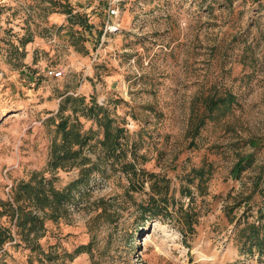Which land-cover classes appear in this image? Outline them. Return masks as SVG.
Returning <instances> with one entry per match:
<instances>
[{"label": "rangeland", "instance_id": "rangeland-1", "mask_svg": "<svg viewBox=\"0 0 264 264\" xmlns=\"http://www.w3.org/2000/svg\"><path fill=\"white\" fill-rule=\"evenodd\" d=\"M108 2L0 0V264H264V245L249 251L240 233L254 224L264 234V0H122L119 28L102 37ZM225 95L233 100L209 105ZM93 105L122 129L117 160L97 143ZM59 117L91 135L84 165L47 166ZM121 163L140 188L128 189ZM81 178L41 210L17 189L42 180L45 193L60 191ZM17 194L34 232L7 215ZM148 197H164L167 213L142 216Z\"/></svg>", "mask_w": 264, "mask_h": 264}, {"label": "trees", "instance_id": "trees-1", "mask_svg": "<svg viewBox=\"0 0 264 264\" xmlns=\"http://www.w3.org/2000/svg\"><path fill=\"white\" fill-rule=\"evenodd\" d=\"M228 100L232 101L233 97L230 95H225L223 98L218 99L217 102H214V100H210L209 105H218L219 103H223ZM66 101L71 102V104L82 102L81 98L71 97H65L63 103H65ZM63 109L64 105L62 104L59 106V111H62ZM85 111L88 113V115L95 119L97 126L100 127L102 130L101 140H99L97 143L102 149L104 157L114 158V160H117L120 156H122V151L120 149L119 143V139L122 138V129L118 128L117 126H113L112 120L108 117V115L100 108L95 107V105L85 108ZM73 112L74 111H72V113ZM98 112H102L101 116L99 117L97 116ZM79 126L80 125L75 121V119H73V121L68 122V117H59L58 121L54 124V135L48 146L47 166L49 168L56 169L67 162L72 163L76 166H81L84 165L86 161H88L83 156L80 157V154L82 152L83 147L86 146L87 141L91 139V135L89 134V132L81 133L79 131ZM194 129L195 131L198 130L199 125L195 126ZM116 151H118V154H115ZM253 156L254 155L252 153L238 154L237 161L231 167L230 176L234 179H237L240 173L253 163ZM121 167L125 168L123 172L126 175L131 174L132 176V180H129L128 182V189H131V191L135 190V185H138V187L140 188L142 181L138 183V181L134 180L136 174L133 170L132 165L128 163H121ZM202 170V168L191 170L192 176L197 179L196 187H198L201 183L200 181L203 176ZM146 176L149 180L155 178V176L152 174ZM41 181H39L38 183L36 182V184H31L30 182H20L17 185V189L19 191L18 193L25 195L28 199H31L34 206L39 210L47 206H60L69 198L70 191L75 188L77 184L82 182V178L75 182L73 186L65 190L58 191L48 187V193H45ZM161 182L163 183L162 187L163 192L165 193L167 192L168 181L162 178ZM154 185H156L155 181H153L149 185V189L151 193H153V195H159L160 192L158 189L154 188ZM19 194H17V196L15 195L12 198V205H14V208L10 203H5V208L8 211L7 215L11 222L14 221L13 226L15 228L25 230L26 233L34 232L36 230L38 220L36 222V217L30 211H24L23 207H21ZM159 203H163L162 208L159 206ZM137 208H139V211L141 212L142 216L144 215V217L150 220L159 217L160 213L162 212L167 213L166 200H164V197L161 198V200L159 201L155 200L153 197H148L147 203H139L137 205ZM177 211H181V209H177ZM145 214H147V216H145ZM184 215L186 217L185 219H187V221L184 222V225L186 226V229L190 232V218L186 213H184ZM246 230L249 231V234L243 242L244 246H246L249 251L253 247L260 249L262 245H264V234L261 238L259 237V232L263 231V228L254 224H247L242 230H240V233L245 232ZM5 234L6 238L0 239V245L5 239H9L8 232H5ZM81 248L79 247L78 249Z\"/></svg>", "mask_w": 264, "mask_h": 264}, {"label": "built area", "instance_id": "built-area-1", "mask_svg": "<svg viewBox=\"0 0 264 264\" xmlns=\"http://www.w3.org/2000/svg\"><path fill=\"white\" fill-rule=\"evenodd\" d=\"M120 1L122 0H109L107 3L105 8V21L103 24L102 37L105 35V33L116 31L119 28V12L116 4H118ZM47 75L52 79H56L60 77L61 73L59 71L54 72L53 70H50L47 72Z\"/></svg>", "mask_w": 264, "mask_h": 264}]
</instances>
